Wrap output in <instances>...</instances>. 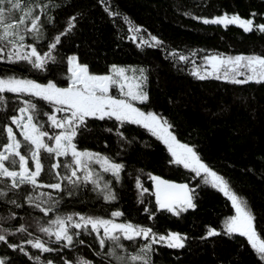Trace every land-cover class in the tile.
Returning a JSON list of instances; mask_svg holds the SVG:
<instances>
[{
	"label": "trees",
	"instance_id": "16d2710c",
	"mask_svg": "<svg viewBox=\"0 0 264 264\" xmlns=\"http://www.w3.org/2000/svg\"><path fill=\"white\" fill-rule=\"evenodd\" d=\"M27 2L47 4V12L54 17V22L45 27V38L35 42L41 53L47 51V43L63 31L68 17L76 16L74 29L61 37L62 44L53 53L57 61L63 57V63L49 61L46 70H36L27 62L3 60L0 61V76L15 74L41 83L55 79L59 86H66V57L73 54L98 74L106 72L112 64L146 69L148 82L144 87L149 92L150 101L145 104L139 102L138 106L166 117L173 125L172 130L177 138L183 143L194 145L204 162L224 176L231 188L246 198L259 218L258 231L264 230V82L237 84L231 80L217 79L215 75L206 76L205 79L193 75L196 66L203 74L205 65L201 57L209 54H264V34L255 28L245 33L237 25L225 28L204 24L195 17L211 18L227 12L248 18L254 11L257 13L254 23L260 24L264 23V16L260 15L264 13V0H105L108 8L119 13V16H110L100 0ZM125 17L133 27L141 26L139 33L129 32ZM152 35L162 44L153 47L150 41ZM133 36L136 39H132ZM141 39L149 43L141 44ZM33 42L31 37H26V43ZM174 50L177 53L175 58L169 55ZM194 50L196 55H190ZM179 54L189 59L180 61ZM4 95L8 97V104L7 108H0V147L6 142L5 124L12 126L17 138L23 141L19 135L20 130L6 118L19 115L16 109L21 104L15 99V94ZM43 111H48V106L45 105ZM39 120L45 124L43 130L50 134L54 131L47 125L46 116L41 115ZM116 127L114 118L100 120L89 117L87 130L78 132L74 139L79 150L99 152L125 165L119 181L111 173L102 172L99 164L93 162L91 165L96 172L102 173L104 180L111 182L116 200L105 201L102 193L93 191V185L85 184L82 179L75 187L67 181L62 182L72 189L73 194L70 196L63 190L41 188V192H52L60 204L48 216L27 203L23 204L22 209H14L18 213L17 217L4 224V227L13 226L9 242L20 244L24 239L34 237L49 241L47 235L39 232L36 220L44 223L56 215L76 212L111 218V212L119 210L124 215L115 218L117 222L129 221L151 227L159 234L166 235L169 231L186 234L183 249L154 244L155 264H261L247 245L246 238L238 234L235 238L221 235L201 239L207 227L220 230L225 218L234 214L231 202L223 193L210 185H204L201 177L193 179L195 173L182 165L169 164L171 157L166 146L142 126L128 123L121 127L131 143L118 142ZM109 128L113 131H106ZM70 159V156L51 158L45 155L42 160L44 171L41 173L43 183L47 185L57 182L54 173L49 171L51 163L58 160L63 165ZM58 171L62 175L70 174L63 167ZM149 173L176 183H187L190 187L200 183L201 187L196 190L197 207L188 209L180 216L166 210H157ZM78 174L81 177L83 175L82 172ZM137 177L143 187L148 189L143 195H140L141 190L135 185ZM145 206L155 212L152 219H148L149 213L144 212ZM8 207L11 206L0 204V217L8 214ZM20 223L28 227V232H15V227ZM29 232L32 236L28 235ZM94 237L95 233L90 236L82 234L80 238L86 242L78 245V250L60 249L59 244L51 242L55 240L52 237L49 247L60 249L59 253L40 252L27 244L24 247L31 256H40L42 261L52 259L54 264H62L61 257L75 260L77 256H84L94 264H108L107 259H102L103 250L99 249ZM136 239L139 243L122 242L128 246L129 251H133L144 242L142 237ZM242 244L244 247H241ZM98 251L101 255H97ZM0 257L10 259L11 264H37V261L29 259L18 250L7 248L3 242H0Z\"/></svg>",
	"mask_w": 264,
	"mask_h": 264
},
{
	"label": "snow or ice",
	"instance_id": "6c2138e0",
	"mask_svg": "<svg viewBox=\"0 0 264 264\" xmlns=\"http://www.w3.org/2000/svg\"><path fill=\"white\" fill-rule=\"evenodd\" d=\"M100 2L105 4V11L110 16L120 15L112 12L105 0ZM47 8V4L35 2L29 4L27 0H0V61H23L36 70H46L49 61L63 63L64 58L61 57L60 61H57V56L53 53L57 51V46L62 44L61 37L74 29L76 16L68 17L63 31L58 32L47 43V51L41 53L35 42L45 38L46 25L54 22V17L47 12ZM256 15L257 13L253 11L248 18H242L238 13L230 15L224 12L211 18L195 17V19L202 20L204 24H216L225 28L229 25H237L245 33L255 28L256 31L264 34V23H254ZM260 15L264 16V13ZM124 20L129 24V32H140L141 26L133 27L127 17ZM26 37H31L34 42L26 43ZM132 39L136 37L133 36ZM150 41L153 47L162 44V41L154 35L150 36ZM140 43L147 44L149 41L141 39ZM169 55L175 58L177 53L174 50ZM190 55L195 56V50ZM178 59L187 61L189 57L179 54ZM201 59L205 65L202 69L203 74L198 66L194 67L193 71V75L200 79L215 75L217 79L231 80L237 84L248 81L264 82V54L215 53L203 56ZM242 69L244 71H241ZM146 72L147 70L142 67L112 64L106 72L98 74L91 71L87 63H82L80 58L73 54L66 57V86H59V82L55 79L41 83L36 79L15 74L0 76V108H7L8 97L4 95L5 93L15 94V99L21 104L16 109L19 115L6 116V118L20 130L19 135L23 137V141L18 139L12 126L4 125L7 136L6 142L0 147V204L11 207H8L6 216L0 217V242H3L7 248L18 250L29 259H34L37 264H54V261L52 259L42 261L40 256H31L24 247L25 244L45 253H59L63 248L78 250L77 246L86 242L85 239L80 238L82 234L90 236L95 233L94 240L98 242L99 249L103 250L102 259H107L108 264H155L154 244H163L171 249L185 247L186 234L173 231H169L166 235L159 234L151 227L129 221L117 222L115 218L124 215L119 210L112 211L111 218L76 212L63 216L56 215L44 223L36 220L35 224L39 232L47 235L49 241L34 237L24 239L20 244L9 242V235L13 234L10 229L13 226L4 227V224L17 217L18 213L14 209H22L23 204L27 203L48 216L60 204V200L54 198L52 192H41V188L63 190L70 196L73 194L72 189L67 188L62 182L67 181L75 187L82 179L85 184L93 185V191L102 193L105 201L116 200L117 197L110 186L111 182L104 180L102 173L96 172L91 165L93 162L99 164L102 172L111 173L117 181L120 180V173L125 165L99 152L79 150L74 143L78 132L87 130L89 117L100 120L114 118L118 142L131 143L121 130L123 125L131 123L142 126L166 146L171 157L169 164L182 165L183 168L191 170L195 173L193 179L201 177L204 185L217 189L231 202L234 214L225 218L220 230L207 227L201 237L202 240L221 235L235 238L238 234L239 237L246 238L247 245L254 251L259 262L264 264V230L258 231L259 218L246 198L233 190L224 176L204 162L194 145L183 143L177 138L172 130L173 125L166 117L137 106V102L145 104L150 101L149 92L144 87L148 82ZM237 76L245 78L237 79ZM112 89H118L119 96L113 95ZM45 105L48 106V111H43ZM41 115L47 117V125L54 129L51 134L43 130L45 124L39 120ZM106 131L112 132L113 129L109 128ZM45 155L51 158L69 156L71 158L63 165L58 160L51 163L49 171L54 173L57 182L47 185L43 183L41 177L44 171L42 160ZM61 167L70 174L62 175L58 171ZM80 172L83 173L82 177L78 174ZM148 175L154 187L157 210H166L175 216H180L188 209L197 207L195 198L196 190L201 187L200 183L190 187L187 183H176L151 173ZM135 185L141 190L140 195L148 192L139 177L136 178ZM143 210L149 213L148 219H152L155 215V212L147 206ZM15 232H28V227L20 223L15 227ZM28 235L32 236V233L29 232ZM52 237L55 238L54 241H51ZM138 237L144 238V242L133 251H129L128 246L122 242L139 243L136 239ZM50 241L59 244L60 249L49 247ZM241 247L244 245L242 244ZM97 255H101V252L98 251ZM61 262L62 264H94L84 256H77L75 260L61 257ZM0 264H11V260L0 257Z\"/></svg>",
	"mask_w": 264,
	"mask_h": 264
},
{
	"label": "rangeland",
	"instance_id": "374dc122",
	"mask_svg": "<svg viewBox=\"0 0 264 264\" xmlns=\"http://www.w3.org/2000/svg\"><path fill=\"white\" fill-rule=\"evenodd\" d=\"M111 92H112L113 95L119 96L118 89H112ZM138 103H139V102H137V106H138ZM138 107H139V106H138Z\"/></svg>",
	"mask_w": 264,
	"mask_h": 264
}]
</instances>
